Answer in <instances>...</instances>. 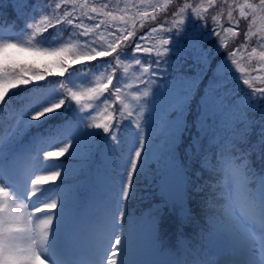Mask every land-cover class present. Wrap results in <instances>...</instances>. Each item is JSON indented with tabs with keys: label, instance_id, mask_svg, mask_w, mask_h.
I'll list each match as a JSON object with an SVG mask.
<instances>
[{
	"label": "snow or ice",
	"instance_id": "1",
	"mask_svg": "<svg viewBox=\"0 0 264 264\" xmlns=\"http://www.w3.org/2000/svg\"><path fill=\"white\" fill-rule=\"evenodd\" d=\"M0 264H264V0H0Z\"/></svg>",
	"mask_w": 264,
	"mask_h": 264
}]
</instances>
